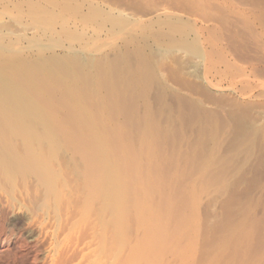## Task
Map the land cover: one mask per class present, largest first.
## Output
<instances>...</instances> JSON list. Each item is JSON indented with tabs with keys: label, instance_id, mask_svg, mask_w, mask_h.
<instances>
[{
	"label": "bare ground",
	"instance_id": "1",
	"mask_svg": "<svg viewBox=\"0 0 264 264\" xmlns=\"http://www.w3.org/2000/svg\"><path fill=\"white\" fill-rule=\"evenodd\" d=\"M9 3L36 33H0L5 264H264L260 10L229 38L169 10ZM42 40L54 53L33 54ZM178 52L202 83L168 74Z\"/></svg>",
	"mask_w": 264,
	"mask_h": 264
},
{
	"label": "rangeland",
	"instance_id": "2",
	"mask_svg": "<svg viewBox=\"0 0 264 264\" xmlns=\"http://www.w3.org/2000/svg\"><path fill=\"white\" fill-rule=\"evenodd\" d=\"M90 1V0H88ZM101 4H105L106 7L112 8L115 12H122L129 17L132 18H147L150 15L158 12L160 10H169L171 12H176L180 16L186 19H190L195 25L198 23L201 24H211L216 26L219 31V34L224 36L228 35L230 38L231 34H239L242 36V21H240V16L236 13L238 10L242 12H248L253 10H260V12L264 16V0H217L213 3L214 12L205 16L200 10L196 9L193 2L191 0H91ZM9 2L12 0H0V33L3 32V24L7 26H11L13 29V33L15 35H19L20 45L25 48V41L21 40L20 37L22 34H26V36L33 37L34 33H36V27L31 24L28 18H24L22 22H17L13 20V15L11 12L6 11L5 6H11ZM231 6V8H230ZM11 15V16H10ZM12 17V18H11ZM241 22V24H240ZM3 23V24H2ZM235 23V24H234ZM232 24L235 27H232ZM240 24V26H239ZM260 26V24H259ZM90 29H94V27H90ZM242 41V38L240 39ZM227 43V41H226ZM42 45H47L46 41L42 40L39 44L41 49L34 51L35 55H50L53 50L44 47ZM61 51L56 50V53H60ZM25 54V52H20L19 55ZM166 59V60H165ZM161 60L166 61L169 66L167 70L168 74L171 76H181L185 81L199 84L202 83L200 79V68L197 65L195 58L186 54L185 52H178L174 55H162ZM180 61V64L178 62ZM195 67H194V66ZM242 65V64H240ZM227 90V87L225 88ZM260 102H264V96L255 99ZM207 203V201H205ZM205 203V204H206ZM219 206V205H218ZM217 211L218 207H216ZM220 209V207H219ZM5 260L0 256V264H5ZM20 264H26L25 261L19 262Z\"/></svg>",
	"mask_w": 264,
	"mask_h": 264
}]
</instances>
